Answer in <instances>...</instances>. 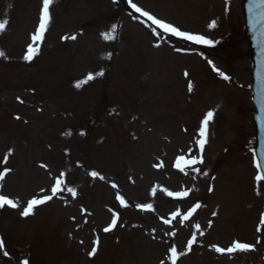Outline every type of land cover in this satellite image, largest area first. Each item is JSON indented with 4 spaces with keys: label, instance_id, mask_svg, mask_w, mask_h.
<instances>
[{
    "label": "rangeland",
    "instance_id": "obj_1",
    "mask_svg": "<svg viewBox=\"0 0 264 264\" xmlns=\"http://www.w3.org/2000/svg\"><path fill=\"white\" fill-rule=\"evenodd\" d=\"M131 3L213 43L165 35L120 0H54L40 51L25 61L42 0H0V51L7 57H0V171L11 169L0 195L19 205L0 208V264H171L172 246L186 253L176 264H264V184L255 180L242 0ZM90 73L93 80L75 87ZM180 156L198 162L180 171ZM61 172V190L22 216L29 200L52 195ZM164 189L188 195L169 197ZM113 212L117 224L104 232ZM234 241L253 247L230 254L213 247Z\"/></svg>",
    "mask_w": 264,
    "mask_h": 264
},
{
    "label": "snow or ice",
    "instance_id": "obj_2",
    "mask_svg": "<svg viewBox=\"0 0 264 264\" xmlns=\"http://www.w3.org/2000/svg\"><path fill=\"white\" fill-rule=\"evenodd\" d=\"M53 3H54V0H42V8H41L40 16H39V23H38V26H37L35 32L31 35L32 43H30L27 46L26 54L23 57V59L25 61H31L36 55H38V53L40 51L39 44L44 40L45 32H46L48 25H49V22L51 20L50 6ZM129 3H130V6L135 10V12L139 13L143 17H147L148 20H150L152 22V24H154L157 28L162 29L163 32H165V33H169L172 36L179 37V38H182L184 40L194 42L196 44L211 45L213 43L212 40L207 39L202 35L189 34L187 32L181 31L177 27H175V26H173V25H171V24H169V23H167L161 19L156 18L155 16L151 15L149 12L138 7L136 4L131 3V0H129ZM256 4H257V7L264 6V0H256ZM261 18L264 19V13L261 14ZM214 26H215V22H213L210 25V27H214ZM5 27H6V22L0 23V32L4 31ZM114 29H115V26H113V30ZM71 39H75V36H72ZM105 39H113V37L110 34H105ZM0 57L7 58L3 51H0ZM209 63H211V62H209ZM213 70L219 71L218 69H215V68H213ZM219 74L223 77V79H225V80L229 79V77L224 75L223 72H220ZM96 75H102V73H97ZM185 75L187 76V73H185ZM94 78H95L94 75L90 73V74H88V76L84 80L76 82L75 87L80 88L82 86V84H86L89 81L93 80ZM191 90H192V85H191V83H189V91H191ZM213 115H214L213 112L209 111L206 114V116L202 122V126H201V129L199 132V135L202 139L200 141H198L199 147L201 148V150L203 149L204 144L206 142V140L203 139L206 136V127H207L209 121L212 120ZM16 118L19 119V117H16ZM81 134H83V133H81ZM11 154H12V150L9 149L8 152L5 154V157H4L5 163L7 162L8 156H10ZM197 162L198 161L195 158L192 159L191 161H189V160H185V158L183 156H180L177 158L175 167L178 168L180 171H184L185 165H188L190 163L194 164ZM199 162L202 163V160ZM41 166L46 167L45 165H41ZM255 166L259 170V164H256ZM10 171H11V169H5L4 171H0V180H3L4 177L7 175V173ZM64 175H65V173L61 172L60 178H57L55 180V184L51 188L52 195H44L42 198H36V197L32 198L31 200H29L27 202V205H26V207H24L23 211L21 212V215L24 217H27L30 214H32L34 208H36L37 206L43 205L46 202L50 201L53 198V196H55L56 193L61 190L62 185H64V179H63ZM90 175L93 178H96L99 176V173H97L96 171H92L90 173ZM205 175H207V173H205ZM99 178L104 179V177H102V176H99ZM255 180L258 182L264 181V175L260 174L258 171V174L255 176ZM112 187L116 188L117 185L112 184ZM67 190L69 193H71V195L73 197H75L77 195L75 188H68ZM41 191L43 192L44 190L42 189ZM164 191H165L166 195L169 197L183 198V197L188 195L187 192H171V191H168L167 189H164ZM209 191H212V189L209 188ZM155 192H156V189L153 188L152 194H155ZM116 199L120 203L121 206H127L126 201H125L123 196L117 194ZM5 205H7L11 208H16L19 206L16 201L8 198L7 196L0 195V208H3ZM200 207H201V205L199 203L196 204L193 208H191L189 210L188 214L183 217V220H188L189 217L193 213H195V211ZM137 208H139L142 211L153 210V206L151 204H139V205H137ZM213 215H216V213H213ZM177 216H179V212L172 213L173 218H175ZM117 219H118L117 215L115 213H113V217H112L110 225L105 227L103 229V231L104 232L111 231L116 226ZM163 222L165 224L170 223L169 220H164ZM260 223L264 224V214H261ZM209 226H211V224H209ZM196 227H197V229H199L200 226L197 224ZM257 231H259V228L257 229ZM200 234L203 235L202 232ZM172 235H174V233H172ZM194 241H195V236H193L192 239H190L188 241V249L189 250L191 249V246L194 243ZM98 244H99L98 239L93 241L94 246H93L91 252H89V254H88L90 257H92L96 254ZM4 247L5 246H4L3 240H0V249H3ZM213 247L215 248V251L218 253L224 254L225 252H227L230 254V253H233L235 251L251 250L253 246L246 244V243L234 241L232 243V245L227 249L221 248L219 246H213ZM169 252H170L169 259L171 260V264H176V260L178 259L179 255L186 254V253H178L175 246H172L169 249ZM3 254L5 256L8 255V253L6 251ZM24 264H28V261H24ZM161 264H164V261H161Z\"/></svg>",
    "mask_w": 264,
    "mask_h": 264
},
{
    "label": "water",
    "instance_id": "obj_3",
    "mask_svg": "<svg viewBox=\"0 0 264 264\" xmlns=\"http://www.w3.org/2000/svg\"><path fill=\"white\" fill-rule=\"evenodd\" d=\"M244 13L248 31V50L253 62L254 86L253 99L257 111L258 148L256 150L259 167L264 175V6L257 7L256 0H245Z\"/></svg>",
    "mask_w": 264,
    "mask_h": 264
},
{
    "label": "bare ground",
    "instance_id": "obj_4",
    "mask_svg": "<svg viewBox=\"0 0 264 264\" xmlns=\"http://www.w3.org/2000/svg\"><path fill=\"white\" fill-rule=\"evenodd\" d=\"M232 193L234 194V192H233V188H231L230 191L227 190V194L225 193V194H226V198H227L229 201H230V197H233V196H231Z\"/></svg>",
    "mask_w": 264,
    "mask_h": 264
}]
</instances>
